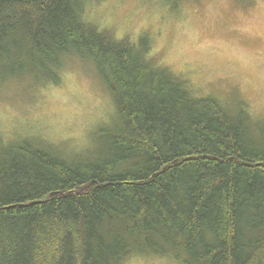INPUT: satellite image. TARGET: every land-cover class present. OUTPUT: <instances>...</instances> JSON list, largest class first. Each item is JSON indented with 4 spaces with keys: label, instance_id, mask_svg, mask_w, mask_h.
Listing matches in <instances>:
<instances>
[{
    "label": "trees",
    "instance_id": "trees-1",
    "mask_svg": "<svg viewBox=\"0 0 264 264\" xmlns=\"http://www.w3.org/2000/svg\"><path fill=\"white\" fill-rule=\"evenodd\" d=\"M88 1L0 0V91L78 60L114 108L81 151L0 134V264H264V119L87 22Z\"/></svg>",
    "mask_w": 264,
    "mask_h": 264
},
{
    "label": "rangeland",
    "instance_id": "rangeland-1",
    "mask_svg": "<svg viewBox=\"0 0 264 264\" xmlns=\"http://www.w3.org/2000/svg\"><path fill=\"white\" fill-rule=\"evenodd\" d=\"M85 20L134 44L147 37L149 53L184 75L197 95L243 101L253 118L264 119V0H187L176 11L163 0H89ZM113 113L92 68L78 60L55 85L36 89L24 80L0 91V134L7 138L81 151ZM125 264L174 263L143 257Z\"/></svg>",
    "mask_w": 264,
    "mask_h": 264
}]
</instances>
